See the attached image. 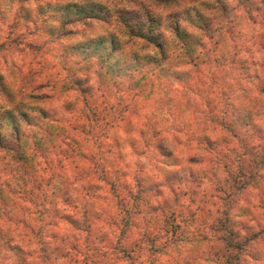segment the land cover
I'll list each match as a JSON object with an SVG mask.
<instances>
[{"label":"clouds","instance_id":"9594fccd","mask_svg":"<svg viewBox=\"0 0 264 264\" xmlns=\"http://www.w3.org/2000/svg\"><path fill=\"white\" fill-rule=\"evenodd\" d=\"M0 264H264V0H0Z\"/></svg>","mask_w":264,"mask_h":264}]
</instances>
